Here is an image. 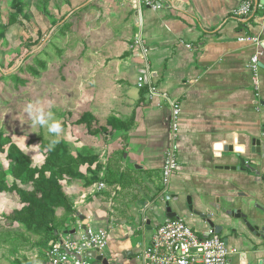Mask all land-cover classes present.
<instances>
[{
  "label": "crops",
  "instance_id": "crops-1",
  "mask_svg": "<svg viewBox=\"0 0 264 264\" xmlns=\"http://www.w3.org/2000/svg\"><path fill=\"white\" fill-rule=\"evenodd\" d=\"M62 1L69 12L59 21L51 14L55 35L74 36L83 29L89 36L91 42L80 48L86 71L78 80L92 84L85 112L94 116L93 128L104 132L89 133L81 125L88 138H64L74 155L96 160L81 166L79 179L65 183L74 214L57 210L59 220L66 218L57 241L80 236L85 227L105 229L108 246L98 264H143L144 247L168 219L165 206L156 208L159 192L179 196V216L200 236L210 227L189 211L188 198L198 208L206 201L205 208L234 197L236 206L248 203L243 212L249 216L264 207V179L258 182L241 163L258 160L252 166L264 176V157L251 154L252 141L264 140L262 10L234 16L244 0H155L163 3L157 10L134 0ZM244 36L260 42L239 41ZM256 51L262 52L258 89L249 67ZM143 70L151 73L157 95L149 85L138 87ZM170 100L182 109L176 133ZM173 147L178 168L165 185L163 169ZM219 234L232 250L228 264H257L263 258L259 241L247 230ZM25 235L30 240L25 263L46 264L44 236Z\"/></svg>",
  "mask_w": 264,
  "mask_h": 264
},
{
  "label": "rangeland",
  "instance_id": "rangeland-1",
  "mask_svg": "<svg viewBox=\"0 0 264 264\" xmlns=\"http://www.w3.org/2000/svg\"><path fill=\"white\" fill-rule=\"evenodd\" d=\"M30 3L28 20L25 15H17V23L7 27V40L0 41L2 72L20 73L19 68L25 66V72L20 76L27 81L19 88L15 87L17 80L15 83L7 80L3 88V82H0V130L11 136L35 164L41 165L45 159L44 152L31 139L39 135L46 139L65 138L68 142L88 138L87 130L78 126L76 121L88 109L90 100L87 98L90 92H87L92 84L78 79L86 71L85 51L80 48L91 41L83 29L74 36L55 35L53 21H59L69 12L62 0H30ZM14 14L13 7L6 0H0V28L6 27ZM44 48H47L46 53L39 58L47 62V68L41 69L33 58ZM29 64L38 69V76L26 68ZM29 105L33 113L46 123L33 118L28 111ZM53 122L60 125L58 134L49 131ZM4 168H8V161L0 154V171ZM17 208H21L17 193L0 194V264H15V260L25 262L27 257L25 241L17 235L24 231V227L6 221V216Z\"/></svg>",
  "mask_w": 264,
  "mask_h": 264
},
{
  "label": "trees",
  "instance_id": "trees-1",
  "mask_svg": "<svg viewBox=\"0 0 264 264\" xmlns=\"http://www.w3.org/2000/svg\"><path fill=\"white\" fill-rule=\"evenodd\" d=\"M6 1L13 7L16 14L8 19L6 27L0 28V41L7 40V27L17 23V15H25L28 20L30 13V0ZM45 40L46 38L42 42L44 43ZM46 49L38 52L33 58L41 69L47 68V62L39 58L40 55L46 53ZM26 68L31 69V72L36 76L40 74L38 69L31 64L27 65ZM0 71H3L2 66H0ZM19 72H2L0 82L3 83L1 87L7 85V80H12L14 83L17 80L16 88L26 84L25 77L20 76L21 73L25 72V66L19 68ZM94 121V116L85 112L76 121V124L86 126L89 133L93 131L95 133L104 132L103 128H99V130L93 128ZM110 122L112 123L113 120ZM30 141L36 143L39 149L44 152L45 159L41 165L35 164L11 136L0 130V154L5 156L8 161V168L0 171V194L15 192L19 196L21 208L13 210L6 216L7 222L24 227L23 232L17 233L18 237L30 245V240L25 233L43 235L42 245L48 248L57 241L65 228L66 218L62 221L59 220L57 210L63 208L67 215L74 214L73 203L65 191V183L79 179L81 166L94 162L96 158L90 160L86 155H74L64 139H46L39 135ZM15 264L28 263L15 260Z\"/></svg>",
  "mask_w": 264,
  "mask_h": 264
},
{
  "label": "built area",
  "instance_id": "built-area-1",
  "mask_svg": "<svg viewBox=\"0 0 264 264\" xmlns=\"http://www.w3.org/2000/svg\"><path fill=\"white\" fill-rule=\"evenodd\" d=\"M139 6H149L155 10L162 7L163 3L155 0H134ZM261 9L264 13V3L256 0H244L234 10V16L239 18L248 17L255 11ZM241 42L259 44L260 40L253 36H244L239 39ZM141 44V39L136 40ZM190 46V45H189ZM143 48V53L146 54ZM262 52L256 51L250 58L249 67L254 73V83L259 88V68ZM149 85L151 95L159 92L152 84L151 79L147 80L145 75L139 77L138 87L144 88ZM173 109V132L178 129L177 119L181 113V105L178 101L170 100ZM175 147L168 153L163 169L164 184L168 185L173 172L178 168L174 157ZM105 187L104 183L99 189ZM108 246V232L105 229H93L86 227L80 236L66 235L64 238L53 243L46 252V264H94V259L88 251H97L102 255ZM232 250L229 249L226 241L220 236L215 228H209L206 236L195 233L186 223L184 218L177 217L159 226L151 243L144 247L141 258L143 264H228Z\"/></svg>",
  "mask_w": 264,
  "mask_h": 264
},
{
  "label": "water",
  "instance_id": "water-1",
  "mask_svg": "<svg viewBox=\"0 0 264 264\" xmlns=\"http://www.w3.org/2000/svg\"><path fill=\"white\" fill-rule=\"evenodd\" d=\"M143 74H145L147 80L151 79V73L148 70H143ZM251 154H261L264 157V140L254 139L252 141ZM241 163L243 169H249L256 173L258 182L264 179V176H261V173L254 167L260 164L258 160H251V162H247V160L243 158ZM232 169L235 170L237 167H232ZM230 198L225 201V205H223L221 200L218 199L215 203H210L209 206L205 208L204 205L206 201L204 202L203 200L199 202V206L201 208L195 207L193 201L191 199L189 200V198L187 204L191 213L207 223L210 228H215L218 233H222L227 229H230L233 233H237L242 229L251 233L252 238L259 241L258 245L262 247L260 248V251L263 253V258H260L257 264H264V207L257 206L259 211H256L249 216L243 212L244 207H249L248 203L243 204L242 207L240 204L236 206L235 204L237 203H235V201H231ZM171 200L176 203L175 208L171 205ZM154 201H158V204H155L156 208L161 206L166 207L167 221L180 217L179 213L182 211V207L179 196L176 197L169 192L165 194L162 191L157 194ZM151 209L155 210V207H151ZM150 223L151 222L148 219L147 225H150ZM88 254L97 260L95 264H98L103 260L101 255L97 256V251H88Z\"/></svg>",
  "mask_w": 264,
  "mask_h": 264
},
{
  "label": "clouds",
  "instance_id": "clouds-1",
  "mask_svg": "<svg viewBox=\"0 0 264 264\" xmlns=\"http://www.w3.org/2000/svg\"><path fill=\"white\" fill-rule=\"evenodd\" d=\"M28 111H29L31 114H33V118H34L35 120H37L38 122H40V123H42V124H43V123H46L45 120L41 119L39 116H37V115H35V113H33V109H32V106H31V105H29V107H28ZM49 119H51V116H50V115H49ZM49 131L58 134V133L61 131L59 123H58V122H53V123H51V124L49 125Z\"/></svg>",
  "mask_w": 264,
  "mask_h": 264
}]
</instances>
